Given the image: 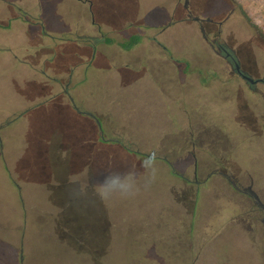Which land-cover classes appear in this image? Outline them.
<instances>
[{
  "label": "rangeland",
  "instance_id": "obj_1",
  "mask_svg": "<svg viewBox=\"0 0 264 264\" xmlns=\"http://www.w3.org/2000/svg\"><path fill=\"white\" fill-rule=\"evenodd\" d=\"M74 1L0 0V20L21 13L9 4L16 3L42 15L54 36L71 31L75 40L57 42L54 54L57 39L38 26L28 24L29 34L0 25V264H20L22 243L23 264H264L261 211L226 177L252 186L264 202V85L253 91L234 75L200 28L263 77L264 0H93L100 30ZM134 36L149 46L163 42L175 58L145 48L130 60L116 45L100 47L106 57L78 94L106 118L103 140L92 117L56 96L60 87L47 70L78 71V83L96 43ZM164 75L179 80L169 87ZM187 85L199 98L185 94ZM205 119L218 126L187 127ZM181 127L185 138L215 131L195 148L197 179L196 157L186 154L191 143L178 155H153L178 151ZM148 158L156 178L145 187L151 173L140 176L135 197L104 203L95 194L109 172L135 165L144 173ZM81 185L86 195L74 198Z\"/></svg>",
  "mask_w": 264,
  "mask_h": 264
},
{
  "label": "flooded vegetation",
  "instance_id": "obj_2",
  "mask_svg": "<svg viewBox=\"0 0 264 264\" xmlns=\"http://www.w3.org/2000/svg\"><path fill=\"white\" fill-rule=\"evenodd\" d=\"M74 3L76 5H80L81 8V13L84 17V21L87 19L86 17L89 16L92 17L91 19V23L92 25L96 26L97 25V29L100 30L102 29V25L97 21V14H95V4L93 3V0H75ZM9 4H11L12 6L16 7V9L20 10L21 13L15 16H8V18H4L5 20H0V25L1 26H6V27H11V26H17L18 30H24L29 32H33L31 29H27V25L31 24V25H35L38 26L43 35H46L47 37L54 38L57 39V41H55L54 45H51V51L54 54H57V52L59 53V51L53 52V48L58 44L57 42L59 41H65L67 42V39H72L71 37L67 38V36H70V32H68L65 36H54L52 34L51 31L47 30V28L45 27V23L43 21V19L40 18V16L37 14L36 16H38V18L33 17L34 14H31V11H29V9L23 5H17L16 3H12L9 2ZM83 10V11H82ZM35 18V19H34ZM9 20V21H8ZM195 20L197 22H200L202 19L199 17H195ZM86 22V21H85ZM201 30L204 33V37H205V41L208 43V46H210V48L216 52L219 57H221L224 61H226V63L229 65V67L231 68V71L234 75H236L238 78L242 79L246 84H248L249 88L253 91H260L259 88L257 87L259 84H263L264 85V76L263 77H259V78H255L251 73H249L247 70H245L242 66V63L240 61V59L238 58V54L237 52L232 49L231 47L228 46V44H222L220 41H218L217 39L211 40L209 39V36L207 35L206 32V27L204 24H201ZM163 29H161L160 31H162ZM32 34V33H31ZM135 37L134 36L130 41H128L127 43L124 42H115V41H111L110 39H104L103 41H99L100 45H97L96 42H98V40H96V42H94V44L96 43V45L93 46V53L91 56L90 61L88 62V64L84 65L85 62H82L81 65V69H80V76H81V81L76 83V76H78V71L75 72H67L64 75H59L58 72H56L55 70L52 69V67L50 66V68L47 70L48 72H52V76L51 79L54 80L55 84L58 85V92L56 94V96H64L66 97V99H68L71 102V108L81 114H86L90 117H92L94 119V123L96 124V126L98 127L99 131H100V137L105 140V136H106V118L103 117V119L101 117H97L96 115L90 113V110L88 111L87 108H85V105L83 104V100L81 99V96L78 94L79 93V89L82 88V85L84 84V82L87 81V76L88 73L90 71V68H93V64L95 61L99 60L101 57H103V54L99 55V49L101 48H114V46L116 45L118 48H120L122 50V53H125L126 55L131 56L130 60H132V57H134L136 54H138L141 50L145 49V48H150V49H154V48H158L161 52V54L165 57L170 58L171 60L175 58V55H170L171 52L168 50V46L165 45L163 42L158 41L157 39H154L151 41L152 44H154L153 46H149L147 44V42H144L143 40H141L139 38V40H133ZM75 41V40H74ZM49 47V45H47ZM56 47H60V46H56ZM55 47V48H56ZM47 48V47H46ZM62 48V47H60ZM177 54V53H176ZM106 57V56H104ZM125 60V59H124ZM127 61L125 60V66L127 68H130V62L131 61ZM170 62V61H169ZM170 63H181V61H171ZM189 65V63H188ZM47 68L44 67V69L41 70V72H44ZM135 69V68H134ZM85 70V71H84ZM185 74L182 72V75ZM187 74H185L184 76H187ZM62 76H66L68 77L67 82L66 83H62L61 82V78ZM50 77V76H49ZM168 78H170L169 80L172 79V82H168V86H174L176 85V79L174 78L173 75H164V80H167ZM184 79H187L184 78ZM198 79V78H197ZM252 80V81H251ZM175 81V82H174ZM185 80H182V82L180 83L181 85L185 84ZM193 85V84H192ZM187 91L185 94H187L188 96L191 97H195V98H199V93L195 94L193 89L189 88V85H187ZM78 88V89H77ZM193 88V87H192ZM173 89V88H172ZM170 90V88L168 89ZM74 91L76 94H74ZM191 92V94H190ZM79 101L81 103H79ZM202 121V122H201ZM198 121L196 123H191L190 125H188L187 127H196V128H215V126H218L217 123H215L213 120L210 119H205V120H201ZM1 131V130H0ZM199 131V129H198ZM197 131V132H198ZM209 131V130H208ZM177 132L176 135H181L183 137V144L179 147L178 151H173V152H169L172 150L165 151V148H160L158 151L154 152L153 155H178L179 153H181V151L183 150V147L185 144H187V142L191 143L194 150L192 151H188L186 152L187 155H194V157H196V155H198L199 153H197V151L195 150L196 146L198 145V142L200 141V137L202 138V141H204V139L207 141L212 140L211 138H213V136L210 134L212 132H215L214 130H211L209 132H203V135H200L199 133H193L191 132V137H187L185 138L184 134H190L189 131L184 130V127H181L180 130L178 131H174ZM198 134V135H197ZM0 139H2V137L0 136ZM196 162H195V177L196 179L199 177V171H200V165H199V160L198 157L195 158ZM226 175V174H224ZM226 177H228L229 181L232 183L233 187L235 188V190L238 193H241L242 196H244L247 201H250L252 203H254L255 205H257L259 211H261L262 217L260 219V223L262 225V232H264V202L262 201V199L260 198V196L253 190L252 186H247L244 187L242 184H238L237 181L233 180L231 178L230 175H226ZM197 183H199V180H197ZM40 220V217H39ZM24 249H23V243H22V248L20 251V264H23V259H24Z\"/></svg>",
  "mask_w": 264,
  "mask_h": 264
},
{
  "label": "clouds",
  "instance_id": "obj_3",
  "mask_svg": "<svg viewBox=\"0 0 264 264\" xmlns=\"http://www.w3.org/2000/svg\"><path fill=\"white\" fill-rule=\"evenodd\" d=\"M140 167L145 170L144 173L139 172L135 165H132L128 171L123 173L118 171L109 172V174L105 176L103 182L95 185V194L104 203H108L114 197H119L121 199L135 197L140 191L138 178L142 175L146 176L150 171L151 176L148 182L145 184V187H147L151 181L155 180L157 173L154 158L143 160ZM70 182L73 184L78 183L74 177L70 178ZM72 195L74 198H79L83 195H86L84 186L81 185L78 188H73Z\"/></svg>",
  "mask_w": 264,
  "mask_h": 264
},
{
  "label": "trees",
  "instance_id": "obj_4",
  "mask_svg": "<svg viewBox=\"0 0 264 264\" xmlns=\"http://www.w3.org/2000/svg\"><path fill=\"white\" fill-rule=\"evenodd\" d=\"M133 40H134V41H135V40L137 41V40H139V37H135ZM65 240H67V239H65Z\"/></svg>",
  "mask_w": 264,
  "mask_h": 264
},
{
  "label": "water",
  "instance_id": "obj_5",
  "mask_svg": "<svg viewBox=\"0 0 264 264\" xmlns=\"http://www.w3.org/2000/svg\"><path fill=\"white\" fill-rule=\"evenodd\" d=\"M252 81V80H251Z\"/></svg>",
  "mask_w": 264,
  "mask_h": 264
}]
</instances>
